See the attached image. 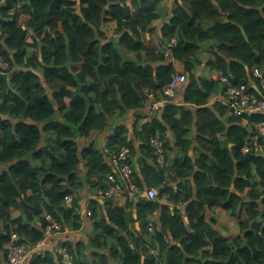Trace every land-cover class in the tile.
<instances>
[{"label": "trees", "instance_id": "obj_1", "mask_svg": "<svg viewBox=\"0 0 264 264\" xmlns=\"http://www.w3.org/2000/svg\"><path fill=\"white\" fill-rule=\"evenodd\" d=\"M161 1L3 0L0 58L8 65L0 69V264H7L12 234L30 251L35 248L44 238L45 214L62 230L80 229L76 200L71 208L62 200L67 194L75 199L82 186L80 161L88 185L109 168L93 144L79 154L76 140L103 133L119 114L147 109L144 90L159 91L181 73L187 78L181 84L183 105H168L139 137L144 159L135 181L141 190L158 187V198H140L127 209L108 200L104 217L95 223L102 241L90 245L96 250L92 263L264 264V154L254 148L242 154L250 144L249 128L242 118H225L224 102L211 104L222 93L220 72L231 85L253 81L257 86L252 66L264 65V0H197L195 12L177 2L161 28L163 39L176 38L170 59L156 50L151 37ZM19 10L30 15L25 29ZM56 29L67 43L53 35ZM210 41V74L200 78L198 56ZM78 61L83 62L79 70ZM244 118L254 123L264 114ZM166 127L174 134V148ZM125 134L124 126L114 128L106 144L109 155L126 145ZM157 134L165 151L163 167L155 165L148 145ZM207 146L213 148L203 154L195 148ZM174 149L180 155L171 165L167 155ZM148 159L154 165L145 163ZM192 185L197 190L193 205ZM185 202L188 221L177 209ZM154 213L158 223L149 233ZM131 230L138 234L134 241ZM229 230L238 234L227 238ZM109 236L116 238L114 246L106 244ZM65 245L74 264H82L77 258L81 245ZM48 254L32 252L25 264H54Z\"/></svg>", "mask_w": 264, "mask_h": 264}, {"label": "crops", "instance_id": "obj_2", "mask_svg": "<svg viewBox=\"0 0 264 264\" xmlns=\"http://www.w3.org/2000/svg\"><path fill=\"white\" fill-rule=\"evenodd\" d=\"M2 2H3V0H0V6L3 4ZM177 2L184 3L190 12H195L197 10V8L199 7V3L197 0H162L161 1V3L158 5V7L156 9L157 17L155 18V20H153L152 25H151V27L153 29V32L151 33V37L154 36L156 39H158L162 43V46L169 47L168 46L169 41L166 39H163L161 37V34H162L161 28L164 25L169 23L168 20L170 18V13H171L172 7ZM127 3H128V5H131L129 1H127ZM19 13H20L19 23L25 29V23L29 20L30 15L28 14V12L23 13L21 10H19ZM53 35L63 37V35L61 34V32L58 29L53 31ZM63 38L65 39V42L67 43L66 37L64 36ZM147 38H148V36H147ZM149 38H150V35H149ZM28 40H30V37L28 38ZM213 45L214 44L212 41L207 42V43L202 45L201 52L199 53V56H198L201 65L198 68L197 77L207 78L209 76L210 70L208 69L206 64L208 63V60L211 58V47ZM166 57L170 59L171 53ZM82 64H83L82 61H78V62H76L74 67L79 70L81 68ZM173 67L175 69H182V65H180L179 63H173ZM249 84H251V88H253L254 91L259 92L258 87H256L253 83H249ZM181 90H183V86L179 85L177 87V92L175 94L176 96L170 101V104H168V105H171V104L176 105V106L183 105V101H181V95H180ZM223 96H224V94L220 93V95L218 97H216V99H214L211 102V104H214L216 102H219V103L224 102ZM168 105H160L159 106L158 115L156 116L157 118L161 117L164 109ZM152 119L153 118L150 117V114L147 113V109L134 110V111L130 110L129 112H127L125 114H121V115L119 114L116 117L109 120L110 126L103 133H94L93 136L89 139H85V140L84 139H80V140L78 139V140H76L77 150L79 151V154H81V151L83 150V148L88 147L90 144H93V146L96 149L100 150L101 153H103L104 163L107 165L108 168H110L107 164L108 158L110 157V155H109L110 151L108 150L107 145H106L107 140H108L109 136L112 135L114 128L116 126L122 125L126 129V134H125L126 145L130 146V144H131V146L134 147V149H135V154H134V152H133L134 155L130 154L129 159H131V162H132L133 172L136 173L135 171L138 170V163L140 161H143V159H144V156L142 155V153H140V149L138 147L140 145L139 137H140V134L142 132H144L149 127V124H150ZM136 121H138V122H136ZM242 123L245 126L248 125L246 120H242ZM223 131H224V129H221L218 133H221ZM165 136H166V140L169 142V144L172 145V148L176 147L173 144L174 134L170 132L168 127H166ZM195 148H196V151L198 153L203 154L205 150H207L209 152L210 150H212L213 147L207 146L205 149L204 148L200 149L198 147H195ZM195 148H193V149H195ZM179 155H180L179 149H174L173 151L168 152L167 157L170 160L171 165L176 160V158L179 157ZM145 163H147L148 165H153V163L150 159L146 160ZM86 172H87V168H86L85 162H84V160H81L80 164L77 168V177L82 182V186L77 191V194H76L75 199H74V200H76L78 207L81 209L80 221H79V224H81L80 229L79 230H71V229L64 228L63 230H61L59 233L53 235L52 237H49L43 241L41 240V242L38 245H35V248L30 251L31 253L35 252V254H36V252H37L40 254L42 253L44 255V254L50 252V254H48V255L52 257L53 263L54 264H62L61 257L56 253L55 248L61 246L67 250V247L65 244L70 245L73 249H75V248L79 247V245H81L82 251L77 256L78 261H80L82 264H93L92 263V258H93L92 255L96 252V250L93 249V247L90 245L92 243L96 244L97 242L102 241V238H101L102 231H101V229H97L95 227V223H96L98 218L100 219V218L104 217V213L107 209L106 204H107L108 200L106 201V200H100V199L95 198V196L93 195V191H92L93 186L90 184L88 185L85 182V177H86L85 173ZM134 180H135V177H134ZM191 188H192L191 194L193 197H191L190 199L192 200V205H193L196 202V197H197L196 191L197 190L195 187H193V185L191 186ZM145 191H146V188L143 189L137 195V199L134 201H129V202H125V203L124 202H112L111 206L112 207H120L121 209H127L126 205L128 203L138 202L140 198H146L147 199V196H145ZM189 206H190L189 202H185V204H183V206L180 205L177 207L180 215H182L183 219L186 221H188V220H187V216L185 215L184 211L187 210L188 209L187 207H189ZM94 207H95V214L90 216V210L93 209ZM126 211H129V210H126ZM150 219L157 224L158 223V213H154ZM3 224H4V222L1 221L0 226H3ZM134 229L137 231L140 229V223L139 222L135 223ZM237 234H238V232H236L235 230L234 231L229 230L226 234V237L231 239V238H234V236H236ZM137 236H138L137 232H135V231L133 232L132 230L129 232V239L130 240L134 241L137 238ZM105 242L107 245L111 244L114 246L116 244V238L109 236L106 238ZM106 252H107V250L103 251V254ZM31 253H30L28 259L31 258L30 257ZM28 259H27V261H29Z\"/></svg>", "mask_w": 264, "mask_h": 264}, {"label": "built area", "instance_id": "obj_3", "mask_svg": "<svg viewBox=\"0 0 264 264\" xmlns=\"http://www.w3.org/2000/svg\"><path fill=\"white\" fill-rule=\"evenodd\" d=\"M13 13V12H11ZM156 50L163 53L166 57L171 53L172 48L176 46V38H170L168 46H162V43L152 37ZM8 63L0 58V69L7 68ZM220 85L222 89L223 101L227 106L225 117H239L247 121V128H249V141L250 144L245 145L241 152L247 154L254 148L257 152L264 154V120L254 121V123L248 122L244 118V115H254L255 113L264 114V65L252 66V77L258 81L252 83L258 87L259 92L251 91V84H238L231 85L228 77L219 73ZM187 80L184 74L174 75L170 83L161 88L159 91L144 90V94L148 97L149 106L147 113L151 118L158 115V109L160 105H168L170 101L176 96L177 87ZM158 135V134H157ZM163 141L158 137H152L148 145L152 149V154L155 157V165L163 167L165 165L164 159V146ZM130 156V148L127 145L117 147V150L108 158V171H104L103 177L98 176L93 178V195L100 200H111L112 202H129L137 199V195L142 191L134 180V172L132 164H129L128 159ZM154 165V163H153ZM101 177V178H100ZM157 188H147L145 196L150 202L157 200ZM63 206L65 208H71L74 202L72 195H65L63 197ZM43 221L46 222L44 229L45 240L53 235L59 233L62 230V226L56 222V220L48 213L43 216ZM155 222L150 219L148 224V232L153 233ZM36 226L41 227V222L37 221ZM21 237L12 234V238L9 243L6 244L7 248V264H25L29 255L30 249L25 246L24 243H18ZM39 241L36 245H38ZM56 253L61 257L62 264H74L72 256L68 250L59 246L55 248Z\"/></svg>", "mask_w": 264, "mask_h": 264}, {"label": "water", "instance_id": "obj_4", "mask_svg": "<svg viewBox=\"0 0 264 264\" xmlns=\"http://www.w3.org/2000/svg\"><path fill=\"white\" fill-rule=\"evenodd\" d=\"M242 32H243V30H242ZM243 34H244V32H243Z\"/></svg>", "mask_w": 264, "mask_h": 264}, {"label": "rangeland", "instance_id": "obj_5", "mask_svg": "<svg viewBox=\"0 0 264 264\" xmlns=\"http://www.w3.org/2000/svg\"><path fill=\"white\" fill-rule=\"evenodd\" d=\"M228 232V231H227ZM227 234V233H226Z\"/></svg>", "mask_w": 264, "mask_h": 264}]
</instances>
